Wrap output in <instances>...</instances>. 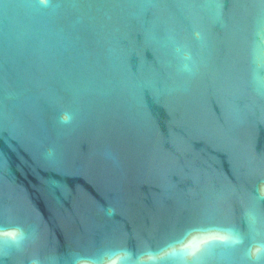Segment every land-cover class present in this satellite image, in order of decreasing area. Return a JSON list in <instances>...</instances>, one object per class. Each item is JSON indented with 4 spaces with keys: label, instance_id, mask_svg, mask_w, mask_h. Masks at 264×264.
Instances as JSON below:
<instances>
[{
    "label": "water",
    "instance_id": "1",
    "mask_svg": "<svg viewBox=\"0 0 264 264\" xmlns=\"http://www.w3.org/2000/svg\"><path fill=\"white\" fill-rule=\"evenodd\" d=\"M0 264H264V0H0Z\"/></svg>",
    "mask_w": 264,
    "mask_h": 264
}]
</instances>
